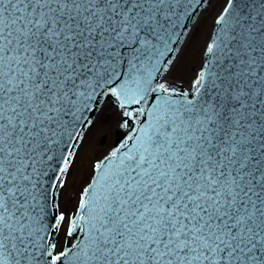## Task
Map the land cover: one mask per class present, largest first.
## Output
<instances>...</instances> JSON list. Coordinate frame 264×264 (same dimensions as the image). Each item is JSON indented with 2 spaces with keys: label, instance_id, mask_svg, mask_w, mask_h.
<instances>
[{
  "label": "snow or ice",
  "instance_id": "snow-or-ice-1",
  "mask_svg": "<svg viewBox=\"0 0 264 264\" xmlns=\"http://www.w3.org/2000/svg\"><path fill=\"white\" fill-rule=\"evenodd\" d=\"M216 2L0 0V264H264V0Z\"/></svg>",
  "mask_w": 264,
  "mask_h": 264
},
{
  "label": "rangeland",
  "instance_id": "rangeland-1",
  "mask_svg": "<svg viewBox=\"0 0 264 264\" xmlns=\"http://www.w3.org/2000/svg\"><path fill=\"white\" fill-rule=\"evenodd\" d=\"M219 6V0H217L216 4L209 9V11L205 14L203 23L200 27V30H198L195 33V38L199 41H203L205 39V34H204V27L207 26L211 19L212 15L216 12L217 8ZM199 59H200V49L197 48L196 50H191L189 49L185 53L181 55V61L186 60V67L184 68L183 72H176L173 71L171 76L169 77L170 79L176 76H181L185 82L190 83L191 76L194 74L195 70L198 68L199 65ZM114 109L111 107L108 108V106L105 108L104 113L101 114V119H103L104 115L108 116V119L104 122L103 126V135L106 137L105 142L103 145L98 143V136L101 134L99 130L94 129L92 133L88 134L89 139H92L96 143V147L99 151H103L109 143L112 141V131L110 125L112 124V121L114 119ZM85 146L87 147V141L85 143ZM82 165L80 161L76 162V166L70 170L71 174L67 178V183L69 186L70 190H75V188L79 185L80 181L83 178V172L81 171Z\"/></svg>",
  "mask_w": 264,
  "mask_h": 264
},
{
  "label": "water",
  "instance_id": "water-1",
  "mask_svg": "<svg viewBox=\"0 0 264 264\" xmlns=\"http://www.w3.org/2000/svg\"><path fill=\"white\" fill-rule=\"evenodd\" d=\"M111 106L109 105L108 108H110Z\"/></svg>",
  "mask_w": 264,
  "mask_h": 264
}]
</instances>
